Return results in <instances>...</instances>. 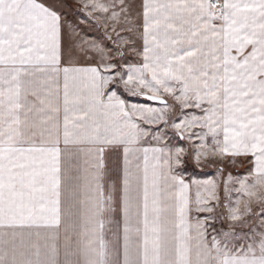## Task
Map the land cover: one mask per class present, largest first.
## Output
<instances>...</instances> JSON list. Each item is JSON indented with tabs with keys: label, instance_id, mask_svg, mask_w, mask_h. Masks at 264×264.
Listing matches in <instances>:
<instances>
[{
	"label": "snow or ice",
	"instance_id": "1",
	"mask_svg": "<svg viewBox=\"0 0 264 264\" xmlns=\"http://www.w3.org/2000/svg\"><path fill=\"white\" fill-rule=\"evenodd\" d=\"M81 5L112 44L58 0H0V264H264V0ZM237 157L193 181L196 211L245 225L255 203L261 230L209 239L176 169Z\"/></svg>",
	"mask_w": 264,
	"mask_h": 264
},
{
	"label": "crops",
	"instance_id": "2",
	"mask_svg": "<svg viewBox=\"0 0 264 264\" xmlns=\"http://www.w3.org/2000/svg\"><path fill=\"white\" fill-rule=\"evenodd\" d=\"M72 4L74 3H79L81 5V0H71ZM131 2L133 4L136 5V7L139 6L140 0H131ZM82 7V5H81ZM135 8L133 9V13L135 14ZM61 11V10H60ZM63 13V11H61ZM71 13L76 14L77 12L73 11ZM79 13V12H78ZM82 17L84 18L83 14ZM86 17V16H85ZM66 16L64 17L63 15V19L65 20ZM87 19V18H86ZM88 21V19H87ZM66 27H68L69 25H71L73 27L72 23V17L70 16L69 21H66ZM93 23V22H92ZM69 24V25H67ZM93 28L96 27L94 24L92 26ZM104 27V25H103ZM76 31L79 32L81 35H83L86 39H92L89 35H84L83 33H81L80 30H78L77 27H75ZM103 34L105 36V28L103 29ZM106 37V36H105ZM103 39V38H102ZM107 39V37H106ZM112 42V41H111ZM110 44V43H109ZM126 55L129 57V62H135L138 57H136L135 55H132L131 52L126 53ZM74 60L77 59V57L73 58ZM79 66V65H77ZM130 103H138L141 102L140 98H132L131 100H129ZM195 111V110H192ZM199 114V113H197ZM168 135L165 137V141H169L171 140L173 143L176 142V137L173 136L171 129H167L166 130ZM171 146V145H170ZM61 147L63 148V144H61ZM106 159H107V163L109 165L110 168H112L113 170H115V164H116V157L114 153H109L106 155ZM191 163V161H189ZM72 164L73 166H78L81 173H83L84 168L86 167L85 164V156L83 153H81L78 157L74 156L72 158ZM185 163L179 165L177 167V171L179 172V174L184 178L185 182L187 184H189L190 189H189V199H190V206H191V212H190V218H191V223H195L196 218L199 217L201 220H203L205 217H210L215 215L214 219H209L206 223V230L207 233L209 235V239L211 238L212 235H221L223 232H228V231H235L238 235H243V233L248 232L249 228H255L256 231H260V225H261V218H258V214L260 212V206L258 204H253L252 205V209H253V214L250 215L249 217H246L245 219L247 220V223L245 225H240V224H236L233 225L232 222L223 219L221 215L219 214H210V213H206V212H197L196 211V193H197V184H193V181H196L198 183H203L206 181H216V182H220L223 178V176L221 175V173L218 171L213 172V171H207L206 170H199V171H186L185 168ZM197 168V166H196ZM199 168V167H198ZM203 168V167H201ZM202 194L203 190L201 189ZM217 212H219V210H217ZM109 239H111V236H109Z\"/></svg>",
	"mask_w": 264,
	"mask_h": 264
},
{
	"label": "rangeland",
	"instance_id": "3",
	"mask_svg": "<svg viewBox=\"0 0 264 264\" xmlns=\"http://www.w3.org/2000/svg\"><path fill=\"white\" fill-rule=\"evenodd\" d=\"M58 7L61 11H63L64 17L66 16L65 18L66 21H69L70 16L72 17L71 24L73 25L74 28L77 27L78 30L81 31V33H83L84 35H89L92 39L96 40L97 42H100L101 40L107 41L106 37L103 34V29H104L103 24H99L96 21H92V20L87 21L88 18L85 17L86 14L83 12L82 7L79 3L72 4L71 0H58ZM73 11L77 13L76 14L71 13ZM82 14L84 18L82 17ZM82 19L86 20L87 22H81ZM93 24L96 27L93 28L92 27ZM107 42L112 44L111 41H107ZM112 46L115 47L114 44ZM189 161L191 160L185 162L186 166L184 169L187 172L207 169V171H213L217 173L218 169L225 168V172L223 173V178H226L227 172H231L233 176L246 175L247 170L251 167L250 160L245 159L244 157H237L235 163H230V162L207 163V164H203L199 168L198 167L196 168V165L192 161L191 163Z\"/></svg>",
	"mask_w": 264,
	"mask_h": 264
}]
</instances>
